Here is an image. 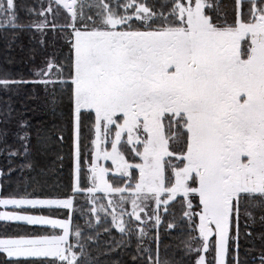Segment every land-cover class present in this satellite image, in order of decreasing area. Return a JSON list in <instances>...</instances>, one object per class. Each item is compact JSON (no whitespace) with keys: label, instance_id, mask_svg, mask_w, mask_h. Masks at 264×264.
<instances>
[{"label":"snow or ice","instance_id":"1","mask_svg":"<svg viewBox=\"0 0 264 264\" xmlns=\"http://www.w3.org/2000/svg\"><path fill=\"white\" fill-rule=\"evenodd\" d=\"M10 30L67 46L0 89L32 86L54 113L67 97L73 172L56 194L0 183V221L42 230L0 233L2 264H100L90 249L102 224L121 235L116 247L134 242L133 264H249L254 213L264 224V0H236L231 18L219 0H0V33ZM2 115L11 122L10 105ZM32 128L17 119L19 145L5 149L25 158L28 187ZM162 224L182 237L179 261ZM251 264H264V247Z\"/></svg>","mask_w":264,"mask_h":264},{"label":"trees","instance_id":"2","mask_svg":"<svg viewBox=\"0 0 264 264\" xmlns=\"http://www.w3.org/2000/svg\"><path fill=\"white\" fill-rule=\"evenodd\" d=\"M21 3L32 4L34 0H19ZM222 9L231 18L232 10L235 6L236 0H219ZM21 15H25L23 12ZM33 32L28 31H9L8 33H0V77L8 75L9 78H25L33 79L32 72L34 68L39 65L47 53L57 51L60 53H67L66 44L63 45V40L55 42L52 45L51 34L46 37V46L42 47L39 44L40 37ZM60 47V51L58 48ZM36 90L32 86L21 87L19 89H12L4 92L0 89V130L7 129L8 136L6 138L0 136V169L6 170L9 166L15 169L11 178H0V183H3L8 192L20 190L21 187L32 192L35 190L36 194H56L58 192L66 191L68 185L72 180L73 172V133L71 124V106L67 97L63 102L56 106L55 113L52 106L46 101L43 93L34 95ZM11 106L12 117L11 122L5 123L3 113ZM23 118L29 121L32 128V138L30 144V156L28 160L34 163L35 170L31 172V176L35 178L38 183L28 187L27 177L28 170H24L26 182L23 186L19 183V166L26 162L24 157H16L9 160L6 147H18L19 141L13 135L16 131V120ZM53 125L56 127L53 128ZM39 131V137L37 136ZM53 133L63 135V141L55 139ZM92 131L85 125L82 128V152L85 154L91 147ZM0 211H4L0 207ZM43 214H48L44 210ZM62 216V213L60 214ZM179 215V212H177ZM256 215V223L250 229L253 232L252 242L246 245L251 249L247 256L249 264H251L252 257L259 254V251L264 247L260 239V234L264 233V224L259 220V214ZM107 224H102L99 227L100 239L98 244L91 246L92 253L99 258L100 264H133L132 256L136 254L135 244L132 246L116 247L118 241L121 240V235L118 231L113 230L111 235L104 232ZM40 233L42 230L34 228L33 226L17 227L15 223H5L0 221V233L7 232L12 234L14 232H32ZM161 236L164 245L168 246L167 255L169 258L179 261V253L183 249L181 243L182 237L176 232L172 231L168 234V230L161 225ZM242 244L241 259H245V253ZM110 248L114 250L109 251ZM209 258L210 255H209ZM24 259V258H22ZM5 260V256L0 254V264Z\"/></svg>","mask_w":264,"mask_h":264},{"label":"rangeland","instance_id":"3","mask_svg":"<svg viewBox=\"0 0 264 264\" xmlns=\"http://www.w3.org/2000/svg\"><path fill=\"white\" fill-rule=\"evenodd\" d=\"M52 41H53V43H52V45H54V43L55 42H58V41H60V39H56L55 41L53 40V38H52ZM65 43L63 42V45H64ZM58 51H60V47L58 48ZM51 52H53V51H51ZM92 138H93V135H92ZM111 162L109 161V162H107V164H110ZM105 166H107V165H105ZM118 182V181H117ZM5 210V209H4ZM7 210H11L10 208L9 209H7ZM127 210L128 211H131V205L129 204L128 206H127ZM10 223H15V222H10ZM49 231H51L50 229H49ZM22 259V258H21ZM29 259H34V258H29Z\"/></svg>","mask_w":264,"mask_h":264}]
</instances>
